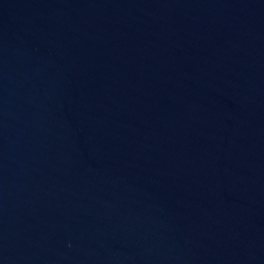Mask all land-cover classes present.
I'll use <instances>...</instances> for the list:
<instances>
[{"label":"water","instance_id":"obj_1","mask_svg":"<svg viewBox=\"0 0 264 264\" xmlns=\"http://www.w3.org/2000/svg\"><path fill=\"white\" fill-rule=\"evenodd\" d=\"M0 264H264V0H0Z\"/></svg>","mask_w":264,"mask_h":264}]
</instances>
